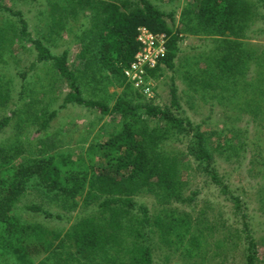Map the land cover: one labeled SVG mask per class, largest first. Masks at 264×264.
Masks as SVG:
<instances>
[{"label": "trees", "instance_id": "1", "mask_svg": "<svg viewBox=\"0 0 264 264\" xmlns=\"http://www.w3.org/2000/svg\"><path fill=\"white\" fill-rule=\"evenodd\" d=\"M4 1L0 0V9L6 10L9 16H0L2 63L8 62L9 56H14L16 43L12 41L7 45L13 37V30L16 32L18 27L14 23L20 25L19 32L22 35L29 34L25 13L4 4ZM259 1L264 5V0ZM193 2L195 8L191 12L195 15V23L190 29L194 34L202 32L206 37H219L222 40L215 50L218 54L210 60L211 63L199 70L194 66L188 71V77L195 78L205 89L221 87L237 92L243 61L250 56L240 38L243 35L246 37L244 31L253 20L256 5L248 0ZM41 3L46 9L40 12L43 36L33 38L32 41L37 51L36 58L24 68H18L20 61H15V68L23 80L20 82L21 90L25 93L26 79L32 70L40 63L45 65L51 62L50 69H53L56 81L65 82L69 87L61 107L68 104L92 107L103 114H118L119 120L114 130L103 137V142L94 137L77 154L74 148L67 146L70 142H77L81 148V142L84 143L82 137L64 139L58 129L49 130L58 110H50L47 104L34 117L39 122V131L46 133L32 149V155L30 151L29 157L22 155V146L6 147L0 144V260L13 256L17 262L26 263L32 252H50L47 255L49 260L60 256L58 264L64 261L61 257L63 253L69 255L68 264L71 258H76L79 263L83 258L89 264H155L149 241L153 233L159 234L172 249H184L189 258L196 256L198 251L204 253L206 241L204 243L203 237L211 236V232L206 233V230L232 232L233 224H227L228 221L223 218L211 222L201 216L195 221L188 211L171 205L177 200L191 202L198 193L195 191L188 198L183 196L188 180L182 176L185 160L183 154L161 149L164 142L168 144L171 136H180L184 132L185 137L190 136L187 146L190 154L202 164L206 163L202 174L207 178L212 175L219 194L225 195L226 200L232 204L235 223L240 224L241 230L246 232L244 264H257L258 244L249 232V227L252 230L250 216L246 213L248 203L241 199L242 192L228 183V174L224 173L220 177L212 163L217 140L231 145L236 137H242L234 129L235 126H228L221 131H209L204 122H195L188 114L186 116L175 78L171 84L170 103L165 107L154 104L153 99L148 97L150 94L141 89L131 94L150 100L135 103L126 99L124 93L110 106L103 99L84 96V82L98 90L102 89L104 79L135 88L127 78L126 70L140 49L137 36L141 27L154 33H165L168 38L165 57L155 69H147V72L154 75L162 64L174 69L175 59L181 50L175 12L166 13L151 0H41ZM261 12L264 19V7ZM168 17L171 21H168ZM5 19L12 25L3 26L1 22ZM182 21L190 23L188 19ZM68 34L74 35L79 43L73 60L69 46L61 53H54L50 45ZM34 76L40 77L38 80L43 78L39 73ZM11 82V79L5 80L0 72L2 111L7 108L12 97ZM261 95L264 98V88ZM260 108L261 101L258 100L256 108L251 110L257 112ZM19 112V109H15L11 114H0V135L19 116ZM20 128H23L22 125ZM240 142L246 145V141ZM31 186L35 187L32 188L34 193L38 191L44 198L60 201L64 209L70 211L79 206L76 196L86 192L83 203L86 208L92 206L94 214L84 217L78 215L77 221L61 239V231L30 221L25 214L29 211L43 213L49 218L65 219L64 214L53 213L42 205L43 201L35 202L38 200L35 194V201L26 203L22 209L18 206ZM146 191L153 193L165 205L155 216L150 215L147 205L138 204L135 200L137 195ZM125 234L135 237L127 252ZM70 247L76 251L70 253L67 250ZM47 259L42 261L43 264H46Z\"/></svg>", "mask_w": 264, "mask_h": 264}, {"label": "rangeland", "instance_id": "2", "mask_svg": "<svg viewBox=\"0 0 264 264\" xmlns=\"http://www.w3.org/2000/svg\"><path fill=\"white\" fill-rule=\"evenodd\" d=\"M151 1L166 13L175 12L174 19L177 28L180 30L179 46L181 50L175 59L174 69L162 64L154 75L151 76L149 73V79L147 80L152 93L148 97L153 99L154 104L167 106L171 100V84L173 78H175V85L178 87L180 102L186 116L189 115L195 122H204L209 131H221L228 126H235L234 129L241 133L242 137H236V142L234 141L231 145H225L223 141L217 140L219 145L217 144L214 149L215 158L212 163L215 172L220 177L224 173L228 174V183L242 192L241 199L247 201L249 208L246 213L250 216L249 223L252 230L251 232L249 227V232L254 235L258 244L256 248L258 252L257 264H264V201H262L264 200V98L261 95L264 88V19L261 11L264 5L259 0H248L256 5L255 14L244 31L246 37L244 38L243 35L240 40L245 43L250 56L243 61L242 71L238 79L239 83L236 86L239 89L237 92H230L227 88L222 89L221 87L215 90L205 89L204 85L198 83L195 78L188 77V71L192 70L194 66L199 70L211 63L210 60L218 54L215 50L222 40L219 37H206L202 32L194 34L190 29L195 23V15L191 12L195 8L193 0ZM4 2V4L13 6L15 9H21L25 13L29 23L27 29L29 34L22 35L19 32L20 25L14 23L18 27L16 32L13 30V37L7 42V45H10L12 41L16 43L13 48L15 50L13 52L14 56H9L6 63L0 62V72L3 74L4 79L12 80L10 84L12 86V97L7 108L3 111L0 110V114L5 112L11 114L12 110H20L19 116L0 135V144L6 147L22 146L24 150L22 155L29 157L33 152L32 149L35 148L34 146L46 133L39 131V122H36L34 117L39 114V109L47 104H49L50 110H58V114L53 119L49 130L58 129L60 131L59 135L64 139L67 137L71 139L82 137L84 143L81 142V148H79L77 142H70L67 146L68 148H74L75 153L78 154L79 151L83 150V147L86 148L94 137L103 142V137L113 131L118 124V114H103L98 109L82 105L68 104L61 107L69 87L65 82L56 81L53 69H50L52 68L51 62L45 65L40 63L36 69L32 70L26 79L25 93L21 90L20 82L23 80L18 74V69L15 68V61H20L18 68H24L35 60L37 51L32 41L33 38L43 36L41 34L43 24L40 12L45 10L46 7L41 3V0H5ZM0 16L6 18L9 13L0 9ZM187 19L190 20V25L182 21ZM168 21H171L170 17H168ZM1 24L3 26L12 25L6 19ZM54 44H50L54 53H61L64 48L69 46L71 48V59L78 52L79 43H77L74 35H65V37L57 39ZM37 69L40 71L37 72ZM36 73L41 74L43 78L38 80L40 77H35ZM108 75L111 74L108 73ZM103 84L102 89L98 90L91 85L89 86V84L86 85L84 82V96L90 99H103L110 106L114 105L118 97L124 93L126 99L133 100L135 103L150 100L147 97L142 98L131 94L134 90L140 88L117 85L114 80L108 81L106 79H104ZM258 100L261 101V108L257 112H252L251 109L256 108ZM20 125H22V129ZM179 138L182 140H178ZM189 138L190 136L185 137L184 132L180 136L174 134L168 144H164V142L161 146V149L165 148L173 154H183L182 158H185L183 160L182 176L185 180H188H186L187 185L183 191V196L185 198L192 197L195 191H198L193 201L183 202L177 200L173 201L171 205L174 208L188 211L195 221H198L200 216L207 217L211 222H217L220 218L226 219L227 224H233L232 232L227 230L218 231L217 229L215 231L206 230V233L211 232V236L203 237L204 243L206 241L204 253L198 251L193 258H189L184 249L176 250V247L172 249L166 244L167 241L162 240L159 234L153 233L151 234L152 239L149 241L153 248L155 264H244L246 232L243 229L241 230L242 226L240 224L235 223V218L232 215V204L226 200L225 195L219 194L215 184H213L212 175L207 178L202 174V169L206 166V163L202 164L197 161L188 151ZM241 140L246 141V145H242ZM221 147L223 149H219ZM28 151H30V154ZM32 188L35 189L33 186L29 187L18 206L22 209L26 203L30 204L35 201V194L38 196V200L35 202L43 201L42 205L53 213L64 214L65 219L49 218L43 213L29 211L25 214L30 221L41 223L51 230L61 231V239L65 237L67 231L77 221L78 215L84 217L94 214L92 206L86 208L83 203L86 192L76 196L75 200L79 202V206L72 208L70 211L65 210L60 201L44 198L39 195L38 191L35 190L34 193ZM135 200L138 204L147 205L151 216L160 213L165 207L153 193L147 191L137 195ZM200 213L203 215H200ZM124 237L127 252L130 250V245L134 242L135 237L127 236V234ZM141 241L143 242V239ZM218 243L220 244L219 247H217ZM67 250L70 253L76 251L74 247ZM49 253L34 254L32 252V256L26 263L17 262L12 256L10 259H1L0 264H43ZM61 257L64 260L61 264H68L69 255L63 253ZM75 259L71 258L69 260L70 264H89L83 258L80 263ZM59 261H61L60 256L56 259L52 257L49 260L48 258L45 262L46 264H58Z\"/></svg>", "mask_w": 264, "mask_h": 264}, {"label": "built area", "instance_id": "3", "mask_svg": "<svg viewBox=\"0 0 264 264\" xmlns=\"http://www.w3.org/2000/svg\"><path fill=\"white\" fill-rule=\"evenodd\" d=\"M137 40L140 43L134 61L126 70V76L135 87L151 94L147 69H155L167 53L168 38L165 33H154L146 27L139 28Z\"/></svg>", "mask_w": 264, "mask_h": 264}]
</instances>
